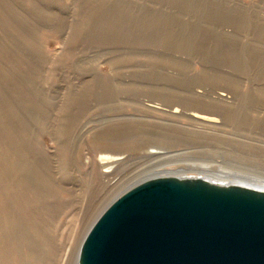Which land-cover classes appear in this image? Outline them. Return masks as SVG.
I'll list each match as a JSON object with an SVG mask.
<instances>
[{
    "label": "rangeland",
    "instance_id": "374dc122",
    "mask_svg": "<svg viewBox=\"0 0 264 264\" xmlns=\"http://www.w3.org/2000/svg\"><path fill=\"white\" fill-rule=\"evenodd\" d=\"M109 1L105 11L84 0H0V108L22 103L27 109L30 165L41 166L44 193L54 189L59 204L58 264H76L85 235L113 200V187L153 164L141 158L152 146L165 154L158 159L163 168L151 176L264 171V0ZM174 21L189 46L181 53L153 45V59H137L138 47L121 42L136 35L160 41L153 24ZM188 69L190 88L181 76ZM201 69L210 74L196 86ZM216 75L236 78L237 90L214 81ZM150 102L162 109L149 110ZM173 105L207 108L228 120L218 130L175 122L164 111ZM4 127L0 122V131ZM103 147L128 158L127 167L101 178L94 159Z\"/></svg>",
    "mask_w": 264,
    "mask_h": 264
},
{
    "label": "water",
    "instance_id": "95a60500",
    "mask_svg": "<svg viewBox=\"0 0 264 264\" xmlns=\"http://www.w3.org/2000/svg\"><path fill=\"white\" fill-rule=\"evenodd\" d=\"M78 264H264V191L160 176L113 200Z\"/></svg>",
    "mask_w": 264,
    "mask_h": 264
},
{
    "label": "bare ground",
    "instance_id": "6f19581e",
    "mask_svg": "<svg viewBox=\"0 0 264 264\" xmlns=\"http://www.w3.org/2000/svg\"><path fill=\"white\" fill-rule=\"evenodd\" d=\"M84 1L87 3H98L97 5L101 4L102 9L105 11L111 7V3L109 0ZM115 4L123 5L120 1H117ZM202 13L204 14L203 11ZM212 15H214V9L212 11ZM112 18L113 16L111 17V19ZM162 18L165 19V17L163 16ZM133 25L135 27L138 26L137 24ZM153 25L158 27L155 30L154 37L157 34H161L163 36L160 41L153 38V35H145V37H139L136 35V37L134 38H127L128 41H121L125 44V46L129 45L132 47H138L139 52L136 54V57L133 56L134 58L138 59V57L142 56L143 58H145V56L148 55L147 58L153 59V45L165 47L168 50L172 49L178 53L189 49L188 43L182 38V34L174 29V27L178 25L175 21L165 24ZM243 29H245V27H243ZM152 38L153 40H150ZM147 44H150V47L147 48ZM190 56L193 55L190 54ZM168 59L167 63H169ZM189 63L184 65L181 63V61L175 60L171 61L169 64L171 66H179L183 70H185L186 68L191 67ZM190 70L191 69H188L187 71H183V73H181V76L183 77H181L183 80L182 83H184L188 88L192 87L191 85H193V82H191L189 78ZM209 74L210 72L201 69V72L198 74L199 76H201V79H196L195 85L199 83V81L202 80L203 77L209 76ZM213 78L214 81L223 80L227 82L228 85L233 86V90H237L238 81L236 78H222L218 75H216V77L213 76ZM169 81L172 84V79ZM197 92L203 93V91L201 90H198ZM220 95L224 97L227 96V94L224 92H221ZM145 105L146 108L153 111L162 109V107L155 102H150ZM170 108V111L169 109H165L164 111L169 116L173 117V119H175V122L176 120L187 119L193 121L195 124H201L205 128H209L212 130H218V128L222 126L221 124L224 123V120L227 119V117L225 118L224 116L223 117L225 119L219 117V114L217 116L214 110H209L207 108H204L206 110L202 108H200V110H198V108L182 109L181 107L176 105H173ZM25 111L27 112V109L22 103L17 104L16 107L15 105H13V103H3L0 108V122L5 123L4 129L0 131V264H58L57 258L59 256L57 257V224L59 221L57 220L59 214V204L57 202V197L54 189L49 192L48 196L44 193L45 186H42L41 178V176L43 175L40 176L41 166L38 165L35 166V168H32L30 165V159H28V156L31 153V149L29 153V149H27L26 143L27 128L25 124ZM225 113L227 112L225 111ZM230 117L231 120L236 122L237 119H239V114L233 111L231 112ZM14 119L16 120L15 122H17L18 125L17 130H15L14 128ZM248 122L249 121H247V123ZM14 130L16 131V133H14ZM153 147L154 146L144 151L141 155V158L151 159L153 161V164L150 165L149 168L143 169L139 172L131 173L128 177H125L124 179L119 181L113 187V190L109 195L110 199L113 198V200H115L123 192L141 181L154 177H160L159 175L151 176L150 174L151 171H158L163 168L162 165L159 164L158 159L164 158L163 154L165 153L162 152L163 150L161 151L157 148L154 149ZM27 151L29 155L27 154ZM36 154V156L40 155L39 146H37ZM97 154L98 159H94V164H96L94 169H97L98 171L100 170L101 178H106L108 176L110 177L118 173L119 171H122L129 164V160H127L128 158L126 159V157L120 154L117 149L103 147L98 149ZM255 170L257 171V169ZM256 171L248 169L247 171H245V174H241L242 172L240 171V173L237 172L238 174H231L232 172L228 174L226 172L223 173V171L214 172L209 170H201L197 171L195 174L192 173V175H190L191 173L184 174L186 176H183L184 172H182V176H180V178L201 177L221 184L241 185L264 191V171L259 170L262 173H258ZM201 174L204 177H202ZM47 222L49 223L50 228V235L48 238L46 231ZM80 248L75 254L76 264H78Z\"/></svg>",
    "mask_w": 264,
    "mask_h": 264
}]
</instances>
